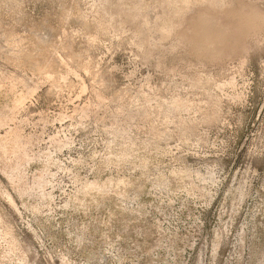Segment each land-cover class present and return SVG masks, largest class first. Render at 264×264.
<instances>
[{
    "label": "rangeland",
    "instance_id": "374dc122",
    "mask_svg": "<svg viewBox=\"0 0 264 264\" xmlns=\"http://www.w3.org/2000/svg\"><path fill=\"white\" fill-rule=\"evenodd\" d=\"M0 264H264V0H0Z\"/></svg>",
    "mask_w": 264,
    "mask_h": 264
}]
</instances>
